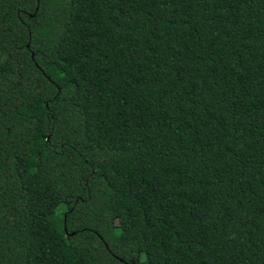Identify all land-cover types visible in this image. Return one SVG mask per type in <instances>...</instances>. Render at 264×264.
I'll return each instance as SVG.
<instances>
[{"label": "trees", "instance_id": "obj_1", "mask_svg": "<svg viewBox=\"0 0 264 264\" xmlns=\"http://www.w3.org/2000/svg\"><path fill=\"white\" fill-rule=\"evenodd\" d=\"M0 31V264H264V0H0Z\"/></svg>", "mask_w": 264, "mask_h": 264}, {"label": "snow or ice", "instance_id": "obj_2", "mask_svg": "<svg viewBox=\"0 0 264 264\" xmlns=\"http://www.w3.org/2000/svg\"><path fill=\"white\" fill-rule=\"evenodd\" d=\"M0 36H2V31H0ZM3 41L0 39V44H2ZM0 75H2V72H0ZM34 103L37 101H33ZM21 103L20 94L16 88H13L10 90V94L8 97H3L2 93H0V126H4V117H5V110L8 111H15L17 107H19ZM11 129H8L10 131ZM86 211V210H85ZM85 211H82L79 214V217H83L85 214ZM118 217H113V224L115 226V221H117ZM83 239L87 240L88 237H84ZM116 241L118 244H126L127 240L123 239L122 233L116 237ZM110 251V250H109Z\"/></svg>", "mask_w": 264, "mask_h": 264}]
</instances>
